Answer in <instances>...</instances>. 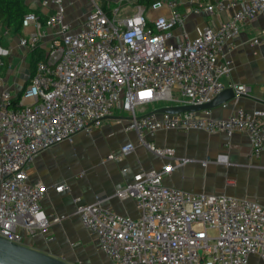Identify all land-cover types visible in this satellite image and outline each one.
<instances>
[{
	"label": "built area",
	"instance_id": "1",
	"mask_svg": "<svg viewBox=\"0 0 264 264\" xmlns=\"http://www.w3.org/2000/svg\"><path fill=\"white\" fill-rule=\"evenodd\" d=\"M137 1L123 14L120 4L93 2L78 30L66 22L62 0H52L54 9L44 19L35 13L23 17L21 26L32 30L19 37L18 45L32 52L43 38L47 42L17 103L10 89L0 91V237L7 241L26 245L27 239L60 222L40 207L46 187L28 183L32 159L78 134L91 136L105 117L117 111L130 117L123 130L134 132L161 158L172 159L173 150L146 143L145 135L160 130L242 132L251 143L250 158L264 153L260 110L238 109L226 119L212 118L211 110L136 114L153 102L207 104L225 90L223 79L232 61L218 60L246 25L264 17V0H188L192 14L232 13L194 38L182 30L187 17L179 10L183 0H155L149 7ZM150 11L164 13L151 18ZM175 29L182 32L172 43ZM259 35L264 39V28ZM250 43L261 41L253 37ZM4 66L0 56V70ZM230 88L233 101L250 95L247 85ZM133 150L127 143L106 160H121ZM187 162L182 159L178 166ZM173 169L165 164L157 171L138 172L115 187V197L135 202L136 219L120 216L99 202L77 206L83 227L95 236L109 264H248L250 256L264 263V207L167 187L162 180ZM64 189L55 187L56 192Z\"/></svg>",
	"mask_w": 264,
	"mask_h": 264
},
{
	"label": "crops",
	"instance_id": "2",
	"mask_svg": "<svg viewBox=\"0 0 264 264\" xmlns=\"http://www.w3.org/2000/svg\"><path fill=\"white\" fill-rule=\"evenodd\" d=\"M24 1L42 19L54 9L52 0ZM43 1H48V5L43 6ZM78 1L62 0L65 20L74 30L81 27L93 7V4H85L86 8L83 9L78 6ZM87 1L101 6L126 4L130 7L134 4V0ZM192 6L188 0H183L179 6V10L187 14L182 30L190 38L201 35L205 27L216 28L232 15L231 12L196 15L190 13ZM163 13L164 11H150L148 15L154 18ZM262 28L264 17H259L246 25L241 34L224 48V57L219 58L218 62L222 63L227 59L232 61L230 73L223 79L224 84L227 88L232 85H247L250 87V95L226 106L211 109L212 118L226 119L238 109L260 110L264 123V39L259 35ZM31 30V26H21L20 32L14 33L0 23V56L5 58V66L0 70V91L5 88L14 90V85L22 80V69L25 70L23 77L31 75V52L18 45L19 37ZM5 32L8 33L7 36L4 35ZM181 32L179 29L172 31V43ZM253 37H259L261 43L251 45ZM46 40L43 38L38 47L42 54ZM7 65H10L9 69ZM24 86L25 84L12 95L16 97ZM160 103L153 102L138 108L137 116L172 106ZM112 117L119 119H103L91 136L78 134L71 142H63L40 152L28 165V183H41L46 187L40 201L41 209L46 215L60 220L51 225L45 234L27 239L28 247L72 264H109L106 255L99 250L95 236L83 227L76 213L77 206L99 202L120 216L136 219L139 213L135 202L115 197V187L129 181L135 173L157 171L165 164L174 166L171 174L164 176L162 180L167 187L195 194L225 195L264 207V153L258 158H250L251 143L245 133L226 135L160 130L153 135H145L146 143L156 148L173 150L172 159L161 158L150 152L134 132L123 130V124L130 119L127 114L117 111ZM127 143L134 146L131 153L121 160H106L110 154L117 155L119 149ZM182 159H187L188 162L178 166ZM60 185H64L66 189L56 192L55 187ZM248 264L264 263L257 256H250Z\"/></svg>",
	"mask_w": 264,
	"mask_h": 264
},
{
	"label": "water",
	"instance_id": "3",
	"mask_svg": "<svg viewBox=\"0 0 264 264\" xmlns=\"http://www.w3.org/2000/svg\"><path fill=\"white\" fill-rule=\"evenodd\" d=\"M235 94L232 88H226L211 102L193 106H168L154 111V114H178L181 112H200L226 106L233 102ZM104 119H119V117H105ZM0 264H72L65 260L53 257L47 253L32 249L27 245L11 243L0 237Z\"/></svg>",
	"mask_w": 264,
	"mask_h": 264
},
{
	"label": "trees",
	"instance_id": "4",
	"mask_svg": "<svg viewBox=\"0 0 264 264\" xmlns=\"http://www.w3.org/2000/svg\"><path fill=\"white\" fill-rule=\"evenodd\" d=\"M155 0H138V4L145 5L149 7L150 4ZM24 0H0V23L10 28L14 33H19L21 30V23L23 17L28 13H34ZM43 56L39 48L31 52L30 57V68L33 71L34 65ZM32 73V72H31ZM28 82V81H27ZM20 93L15 97L13 102L15 104L19 100Z\"/></svg>",
	"mask_w": 264,
	"mask_h": 264
},
{
	"label": "rangeland",
	"instance_id": "5",
	"mask_svg": "<svg viewBox=\"0 0 264 264\" xmlns=\"http://www.w3.org/2000/svg\"><path fill=\"white\" fill-rule=\"evenodd\" d=\"M95 2H98L99 0H94ZM78 6H80V7H83V9H85L86 8V6H85V4H92L91 2L89 3L87 0H79L78 1ZM127 9H131L132 10V8H131V6L129 7L128 5H126V4H124V5H121V13L120 14H123L124 13V11L125 10H127ZM3 60H5V58H3ZM5 72V71H4ZM25 73V70L24 69H22L21 70V79H23V74ZM25 83H24V81L23 80H19L18 81V84H16V86L14 85V90H12V93L13 94H15V92L16 91H19L20 89H21V86H23ZM162 104H170L169 102H161ZM160 103V104H161Z\"/></svg>",
	"mask_w": 264,
	"mask_h": 264
},
{
	"label": "flooded vegetation",
	"instance_id": "6",
	"mask_svg": "<svg viewBox=\"0 0 264 264\" xmlns=\"http://www.w3.org/2000/svg\"><path fill=\"white\" fill-rule=\"evenodd\" d=\"M28 73H29V72H28ZM28 77H29V76L27 75V76H24L23 79H22V80L24 81L25 84H26L27 81H28Z\"/></svg>",
	"mask_w": 264,
	"mask_h": 264
}]
</instances>
